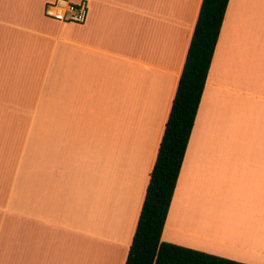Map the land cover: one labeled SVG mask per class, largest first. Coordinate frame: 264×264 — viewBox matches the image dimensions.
<instances>
[{
    "label": "crops",
    "instance_id": "crops-1",
    "mask_svg": "<svg viewBox=\"0 0 264 264\" xmlns=\"http://www.w3.org/2000/svg\"><path fill=\"white\" fill-rule=\"evenodd\" d=\"M52 1L0 0V264H125L202 0ZM161 241L264 264V0L228 1Z\"/></svg>",
    "mask_w": 264,
    "mask_h": 264
},
{
    "label": "trees",
    "instance_id": "trees-1",
    "mask_svg": "<svg viewBox=\"0 0 264 264\" xmlns=\"http://www.w3.org/2000/svg\"><path fill=\"white\" fill-rule=\"evenodd\" d=\"M229 0H202L125 264H243L161 241Z\"/></svg>",
    "mask_w": 264,
    "mask_h": 264
},
{
    "label": "built area",
    "instance_id": "built-area-1",
    "mask_svg": "<svg viewBox=\"0 0 264 264\" xmlns=\"http://www.w3.org/2000/svg\"><path fill=\"white\" fill-rule=\"evenodd\" d=\"M88 6L85 0L72 2L54 0L45 7V15L62 23L83 24L87 18Z\"/></svg>",
    "mask_w": 264,
    "mask_h": 264
}]
</instances>
